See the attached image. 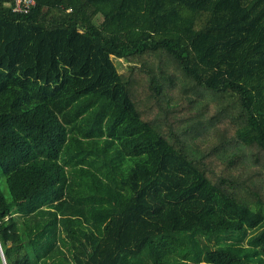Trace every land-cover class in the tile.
<instances>
[{
	"label": "trees",
	"instance_id": "16d2710c",
	"mask_svg": "<svg viewBox=\"0 0 264 264\" xmlns=\"http://www.w3.org/2000/svg\"><path fill=\"white\" fill-rule=\"evenodd\" d=\"M34 1L0 0V72L38 97L0 110V264H264V0ZM177 76L225 103L219 146Z\"/></svg>",
	"mask_w": 264,
	"mask_h": 264
},
{
	"label": "rangeland",
	"instance_id": "374dc122",
	"mask_svg": "<svg viewBox=\"0 0 264 264\" xmlns=\"http://www.w3.org/2000/svg\"><path fill=\"white\" fill-rule=\"evenodd\" d=\"M119 62H121V65ZM113 63L118 72L127 71L129 69V64L124 59H119L118 61L113 58ZM13 76V73L6 74L0 72V110L11 109L13 111H20L26 105L34 103L38 98L31 89V85H34L32 81H22ZM65 81L66 84L62 88H69L72 83L75 82V79L65 74ZM176 81L181 97L178 99V108L175 112V117L182 120L181 124L187 131L188 140L192 142L193 146L197 148L199 152H205L210 148L219 146L227 138L225 125L221 122V115L219 114V109L224 106L225 103L221 101L217 105L213 100L207 101L208 99L202 98L195 89L191 87L190 81L183 76H177ZM11 92L19 96L17 104L13 106L9 105ZM188 99L191 101L188 102ZM216 153L217 152L214 153L215 156ZM212 159V163L215 164V167L222 163L220 162L221 160L217 162L214 157H212ZM244 169L245 167H242L240 170H237V172L240 173ZM245 173L250 174V172H244V174ZM0 191L8 196L1 169ZM223 239V233L216 237H212L210 240L205 236H200L201 243L211 248L223 243Z\"/></svg>",
	"mask_w": 264,
	"mask_h": 264
},
{
	"label": "built area",
	"instance_id": "2783aa9c",
	"mask_svg": "<svg viewBox=\"0 0 264 264\" xmlns=\"http://www.w3.org/2000/svg\"><path fill=\"white\" fill-rule=\"evenodd\" d=\"M34 3V0H14L10 6L13 11L25 12L29 10V8L34 5Z\"/></svg>",
	"mask_w": 264,
	"mask_h": 264
}]
</instances>
